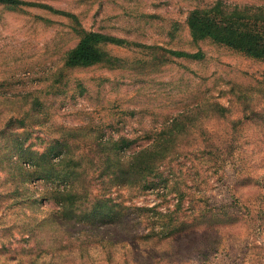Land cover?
Masks as SVG:
<instances>
[{"label": "rangeland", "instance_id": "obj_1", "mask_svg": "<svg viewBox=\"0 0 264 264\" xmlns=\"http://www.w3.org/2000/svg\"><path fill=\"white\" fill-rule=\"evenodd\" d=\"M22 1L0 5V264H141L139 251L128 256L135 228L59 222L56 192L87 191L84 206L174 208L173 192L140 195L117 181L114 152L124 161L179 122L189 128L171 165L181 212L207 209L212 227L149 248L145 264H264V61L194 42L186 25L192 9L219 2L261 8L241 22L264 35V0ZM76 28L126 43L105 47L111 62L69 69Z\"/></svg>", "mask_w": 264, "mask_h": 264}, {"label": "trees", "instance_id": "obj_2", "mask_svg": "<svg viewBox=\"0 0 264 264\" xmlns=\"http://www.w3.org/2000/svg\"><path fill=\"white\" fill-rule=\"evenodd\" d=\"M22 3V0H0V5L9 9L19 8ZM258 11L261 12L262 9L258 8ZM257 12L243 14V9L237 6L226 7L218 2L212 6L192 9L187 16L186 25L194 42L209 40L214 44L229 49L233 48L254 59L264 61V35L247 28L241 22L245 18L253 17ZM254 19L258 20L256 16ZM74 30L77 35L76 45L66 53L64 59V66L69 69L87 68L111 62L105 47L121 46L126 43L122 39L100 32L82 28ZM168 53L175 58L190 60L202 58V53L199 51L190 54L184 51L168 50ZM213 110L214 113L220 110L225 111L218 105ZM7 125L8 122L4 124L0 133L5 131ZM187 127L185 123L181 124L180 122L173 126L163 127L159 135L156 136L157 139H154L153 146L133 153L124 161L120 162L119 154L114 152L117 168L115 179L117 181L125 186L129 184V187H135L140 195L155 190L159 197L164 198L168 193L173 192L178 195V203L174 208L157 209V205L152 207L122 206L113 204L109 198L95 199L84 206L81 199L89 196L87 191L82 193L83 196L81 194L79 196L76 194L64 195V192L57 191V203L61 206L58 212L61 218L58 221L62 220L64 223H68L69 220L75 219L74 224L92 227L90 230H94V234L102 229L103 226L100 223L106 221L108 225H120L124 229L135 228L133 236L135 240L130 243L132 248H130L131 252L128 256L139 251V255L143 259L141 264L148 261L146 251L149 248L156 250L157 246L165 243L164 241L192 239V236L201 238L198 235L208 231V227L211 226L206 223L212 222L210 212L203 208L197 212L191 209L190 216L181 212L182 203L186 197L185 191L177 180L180 170L174 172L171 166L174 162L177 163L181 156L185 157L186 155L180 149L173 150V147L174 143H180L182 136L188 132L189 128ZM124 164L125 166L121 167ZM165 170L167 173L163 175ZM161 187L163 189L160 193ZM190 203L192 204V201ZM143 222L144 226L141 227ZM87 233L85 237L91 236L89 232ZM72 236L68 233V240H72Z\"/></svg>", "mask_w": 264, "mask_h": 264}]
</instances>
